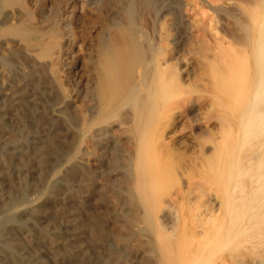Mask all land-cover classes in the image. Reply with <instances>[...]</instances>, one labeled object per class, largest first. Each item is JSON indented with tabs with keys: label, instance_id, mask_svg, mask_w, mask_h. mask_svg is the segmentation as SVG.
I'll return each instance as SVG.
<instances>
[{
	"label": "bare ground",
	"instance_id": "obj_1",
	"mask_svg": "<svg viewBox=\"0 0 264 264\" xmlns=\"http://www.w3.org/2000/svg\"><path fill=\"white\" fill-rule=\"evenodd\" d=\"M0 264H264V0H0Z\"/></svg>",
	"mask_w": 264,
	"mask_h": 264
}]
</instances>
